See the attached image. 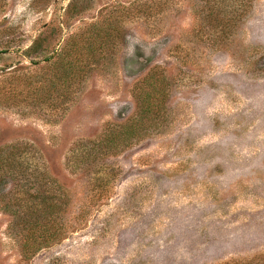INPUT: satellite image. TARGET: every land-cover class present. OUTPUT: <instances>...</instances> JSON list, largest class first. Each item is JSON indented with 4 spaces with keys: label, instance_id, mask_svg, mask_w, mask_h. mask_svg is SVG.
I'll use <instances>...</instances> for the list:
<instances>
[{
    "label": "rangeland",
    "instance_id": "obj_1",
    "mask_svg": "<svg viewBox=\"0 0 264 264\" xmlns=\"http://www.w3.org/2000/svg\"><path fill=\"white\" fill-rule=\"evenodd\" d=\"M153 69L157 113L107 152ZM17 143L41 166L17 200L50 193L67 235L25 257L0 209V264H264V0H0Z\"/></svg>",
    "mask_w": 264,
    "mask_h": 264
},
{
    "label": "trees",
    "instance_id": "obj_2",
    "mask_svg": "<svg viewBox=\"0 0 264 264\" xmlns=\"http://www.w3.org/2000/svg\"><path fill=\"white\" fill-rule=\"evenodd\" d=\"M156 76L155 69H153L147 81L151 93H145L142 97L144 103L142 104L143 110L138 120L126 126L127 132L124 133L122 131L117 135L118 139H121L120 142L111 140L103 146L107 152L125 145L133 134L139 132V127L141 129L145 127L144 122L148 120V114L157 113V111L153 112L156 108L155 102L152 101L154 100L153 95L160 94L163 88L156 85L159 79H161L159 75V78L155 79ZM30 149L31 147L27 145L17 143L0 150V209L11 216L12 214L20 215L17 226H20L22 228L21 231L24 232L21 249L25 257L34 255L42 248L48 247L54 241L64 240L67 235V230L64 225L54 228L52 217L55 215V205L50 193L49 195L42 193V195L35 197V202L31 206H29L31 202L27 198L17 200L19 194L24 195L25 193L26 195L27 193L26 190H22L24 186L20 182H24L28 171L30 174H34L41 169L38 161L32 162L28 159L27 154L30 152ZM8 184H11L12 191L5 194L4 188ZM45 185L49 186V183ZM49 219L51 222H48Z\"/></svg>",
    "mask_w": 264,
    "mask_h": 264
}]
</instances>
